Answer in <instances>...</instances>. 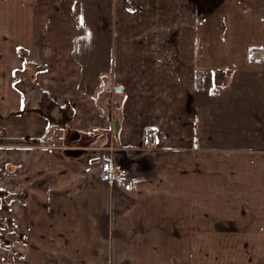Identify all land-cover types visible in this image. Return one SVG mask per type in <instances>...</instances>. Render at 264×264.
<instances>
[{
	"label": "crops",
	"instance_id": "crops-1",
	"mask_svg": "<svg viewBox=\"0 0 264 264\" xmlns=\"http://www.w3.org/2000/svg\"><path fill=\"white\" fill-rule=\"evenodd\" d=\"M0 145L24 264H264V0H0Z\"/></svg>",
	"mask_w": 264,
	"mask_h": 264
},
{
	"label": "rangeland",
	"instance_id": "rangeland-1",
	"mask_svg": "<svg viewBox=\"0 0 264 264\" xmlns=\"http://www.w3.org/2000/svg\"><path fill=\"white\" fill-rule=\"evenodd\" d=\"M50 142V149L54 151L61 150L54 145L55 141L54 143L52 140ZM2 144L9 145L10 143L3 142ZM1 146L3 145H0V202L5 200L9 204H11L9 207H2V212L0 210V264H24L27 263L25 257L26 240H14V147L10 148ZM11 209L13 212L12 214L10 211ZM1 218H4L3 220L5 221H2ZM17 242L22 243H19L18 245ZM180 257L186 259V262H184L185 264L189 262L188 255ZM232 257L235 258V255H233ZM223 259L224 263L229 262L227 261V256L224 255ZM195 261L196 264H199L197 256ZM239 262L242 261L239 260ZM212 264H214L213 261Z\"/></svg>",
	"mask_w": 264,
	"mask_h": 264
},
{
	"label": "built area",
	"instance_id": "built-area-1",
	"mask_svg": "<svg viewBox=\"0 0 264 264\" xmlns=\"http://www.w3.org/2000/svg\"><path fill=\"white\" fill-rule=\"evenodd\" d=\"M157 132L153 128H148L144 133V146L146 149L151 150L156 147ZM103 149V148H102ZM114 145H110L105 150L113 152L115 150ZM103 178L106 182L117 183L124 188L126 191L131 190V182L127 176V173L120 169V166L116 161L111 158L105 160Z\"/></svg>",
	"mask_w": 264,
	"mask_h": 264
}]
</instances>
